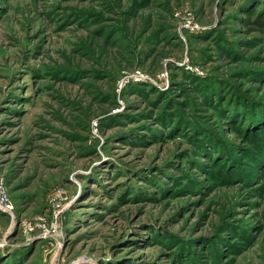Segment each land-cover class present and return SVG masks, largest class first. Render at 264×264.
Wrapping results in <instances>:
<instances>
[{
    "label": "rangeland",
    "instance_id": "rangeland-1",
    "mask_svg": "<svg viewBox=\"0 0 264 264\" xmlns=\"http://www.w3.org/2000/svg\"><path fill=\"white\" fill-rule=\"evenodd\" d=\"M237 2L0 0V260L264 264V32Z\"/></svg>",
    "mask_w": 264,
    "mask_h": 264
},
{
    "label": "trees",
    "instance_id": "trees-1",
    "mask_svg": "<svg viewBox=\"0 0 264 264\" xmlns=\"http://www.w3.org/2000/svg\"><path fill=\"white\" fill-rule=\"evenodd\" d=\"M236 1H238L237 8L239 9V11H243L247 14L243 20L244 21L243 24L249 25L247 32L257 31V30H259V32H264V14L261 13L259 10L256 11V8L254 6L252 7L245 6L244 0H236ZM253 145H258V144H253ZM262 156L264 159V154ZM258 158L260 159V157ZM258 163H261V165L258 164V166L262 167L263 166L262 164L264 163V161H262L261 159V162H258ZM0 259H1V256H0ZM6 262L7 260L5 261V259L0 260V264H5Z\"/></svg>",
    "mask_w": 264,
    "mask_h": 264
},
{
    "label": "built area",
    "instance_id": "built-area-1",
    "mask_svg": "<svg viewBox=\"0 0 264 264\" xmlns=\"http://www.w3.org/2000/svg\"><path fill=\"white\" fill-rule=\"evenodd\" d=\"M10 210H12V202L0 175V212L8 213Z\"/></svg>",
    "mask_w": 264,
    "mask_h": 264
}]
</instances>
